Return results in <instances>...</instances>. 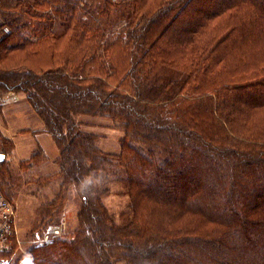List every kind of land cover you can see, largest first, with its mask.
I'll list each match as a JSON object with an SVG mask.
<instances>
[{"label":"trees","instance_id":"obj_1","mask_svg":"<svg viewBox=\"0 0 264 264\" xmlns=\"http://www.w3.org/2000/svg\"><path fill=\"white\" fill-rule=\"evenodd\" d=\"M0 19V118L17 95L57 148L35 224L81 197L72 235L12 264H264V0H0ZM78 115L111 119L119 152Z\"/></svg>","mask_w":264,"mask_h":264},{"label":"rangeland","instance_id":"obj_2","mask_svg":"<svg viewBox=\"0 0 264 264\" xmlns=\"http://www.w3.org/2000/svg\"><path fill=\"white\" fill-rule=\"evenodd\" d=\"M0 19V24L1 23ZM8 26V25H7ZM17 99H6L5 103H15ZM19 102V101H18ZM24 103V102H23ZM27 105L20 111L23 112V118L16 117L10 112H3L0 118V132L1 137L11 135L15 130L22 128L32 129L37 126L38 121L33 120L31 116L33 113ZM28 117V119H26ZM77 120H82V128L90 129L99 134L97 143L105 153H116L120 150V138L123 132L119 128H111L112 121L107 117H95L87 115H78ZM2 125V126H1ZM37 129V128H36ZM35 132H37L35 130ZM25 133L23 135L15 134L10 136L14 139L16 147L6 144L8 150L1 149L0 143V159H4L5 165L10 172V178L15 186L14 194L10 197L5 195L12 204L14 210V226L15 233L12 238L14 239L13 250L8 249L4 252V257L0 259L3 264H12L14 259L20 255H25L27 250L32 246L42 244L45 239V234L48 232L50 242L53 238L61 237L63 235L70 236L78 224V213H80L81 197L77 194L73 185L67 186V192L62 202L61 212L59 218L52 223L39 225L35 224L37 218V207L41 202H50L54 199L60 190V177L47 181L46 178L52 175L56 169L53 163L54 157L57 155V148L51 139L50 135L43 132L42 134L35 135V141L31 140V134ZM40 145L45 153V157L39 155L32 158L35 147ZM2 154V155H1ZM31 161L30 166H25L22 169L21 161ZM38 180L41 183H38ZM124 183L119 179L111 184V197L110 202L116 203L118 209L122 211L126 203ZM40 220V219H39ZM39 225V226H38ZM58 228V232L54 233L51 230ZM11 238V239H12ZM38 243V244H37ZM45 243V242H44ZM11 242H9V248ZM12 252H9L11 251ZM10 253L9 256H6Z\"/></svg>","mask_w":264,"mask_h":264},{"label":"built area","instance_id":"obj_3","mask_svg":"<svg viewBox=\"0 0 264 264\" xmlns=\"http://www.w3.org/2000/svg\"><path fill=\"white\" fill-rule=\"evenodd\" d=\"M2 30L3 33L4 32L8 33L9 27L7 25H3ZM9 98L17 99V95L12 94ZM51 231L57 233L58 228H54ZM14 233H15L14 210L10 201L0 191V251L1 252H6L9 249V242ZM49 235L50 234L46 232L44 242H47L50 239ZM0 264H3V262L0 261Z\"/></svg>","mask_w":264,"mask_h":264},{"label":"crops","instance_id":"obj_4","mask_svg":"<svg viewBox=\"0 0 264 264\" xmlns=\"http://www.w3.org/2000/svg\"><path fill=\"white\" fill-rule=\"evenodd\" d=\"M24 105H25V104H24L23 102H15V103L12 102V103H6L5 106H4V112H6V113H7V112L12 113V115H14L15 118H16V117L23 118V115H22L23 112H21L20 110L25 108ZM31 118H32L33 120L38 121L37 126L40 125V127H36L37 130H38L36 133H35V127L32 128V130H33L32 132H28V133H29L28 135H30V134L32 135V136H31V140L35 141V135L42 134L43 132L40 130V128H41V123H40V121H39L37 118H35L34 115L31 116ZM26 119H28V117H27ZM23 127H24V126H23ZM23 127L20 128V129L15 130V132L12 133L11 135H8V137H10V136H14L15 134H18V135H23V134H25V133L19 132V130L23 129ZM26 134H27V133H26ZM10 138H11V140L13 141V143L15 144L14 139H13L12 137H10ZM14 146L16 147V144H15Z\"/></svg>","mask_w":264,"mask_h":264},{"label":"water","instance_id":"obj_5","mask_svg":"<svg viewBox=\"0 0 264 264\" xmlns=\"http://www.w3.org/2000/svg\"><path fill=\"white\" fill-rule=\"evenodd\" d=\"M2 155V154H1ZM1 157V156H0ZM2 158V157H1Z\"/></svg>","mask_w":264,"mask_h":264}]
</instances>
